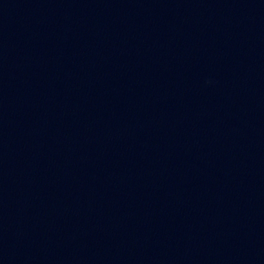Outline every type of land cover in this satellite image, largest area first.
Wrapping results in <instances>:
<instances>
[{
  "label": "water",
  "instance_id": "obj_1",
  "mask_svg": "<svg viewBox=\"0 0 264 264\" xmlns=\"http://www.w3.org/2000/svg\"><path fill=\"white\" fill-rule=\"evenodd\" d=\"M0 264H264V0H0Z\"/></svg>",
  "mask_w": 264,
  "mask_h": 264
}]
</instances>
